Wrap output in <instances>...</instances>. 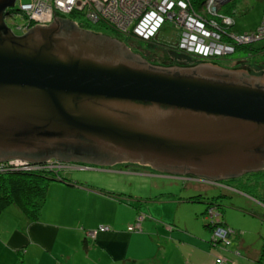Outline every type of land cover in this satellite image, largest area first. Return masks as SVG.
Listing matches in <instances>:
<instances>
[{"label":"water","instance_id":"1","mask_svg":"<svg viewBox=\"0 0 264 264\" xmlns=\"http://www.w3.org/2000/svg\"><path fill=\"white\" fill-rule=\"evenodd\" d=\"M14 1L0 0V162H128L206 180L264 168V70L151 63L61 16L16 34L4 20Z\"/></svg>","mask_w":264,"mask_h":264},{"label":"crops","instance_id":"2","mask_svg":"<svg viewBox=\"0 0 264 264\" xmlns=\"http://www.w3.org/2000/svg\"><path fill=\"white\" fill-rule=\"evenodd\" d=\"M131 170L126 174H135ZM90 171L84 178L79 175L80 179L52 180L36 219L27 218L15 204L1 211L0 220L12 227L0 225V264H208L220 254L227 256L230 264H264L262 197H257L258 201L246 198L256 202L258 209L251 207L239 222L222 219L235 233L221 250L209 240L211 230L204 215L196 214V220L179 214L172 221L153 218L144 210L151 212L167 200L133 201L137 198L131 199L132 191L127 193L122 181L124 171ZM140 211L146 214L142 229L128 230L127 225ZM10 217L16 223H9ZM101 225L109 229H98ZM94 230L91 236L89 232Z\"/></svg>","mask_w":264,"mask_h":264},{"label":"rangeland","instance_id":"3","mask_svg":"<svg viewBox=\"0 0 264 264\" xmlns=\"http://www.w3.org/2000/svg\"><path fill=\"white\" fill-rule=\"evenodd\" d=\"M195 9L200 13H203L207 17H211L216 20H218L219 14L230 16L228 13L225 12L231 11L232 13L231 20L233 22V25L231 26L232 30L238 33H245V32L255 31V29L259 25L263 15L264 1L263 0H228L224 2L221 5V7L218 6L215 13L213 14H211L209 11L204 10V8L202 9V7ZM75 18L80 19L81 17H75ZM17 19L20 20L19 17H17ZM88 25L91 29L96 31L101 32L103 30L113 33V28L105 23L96 22V23H89ZM175 28L168 21H165L162 27L160 28L159 33H157V37H155V39L153 40H142L137 37H133L131 35H127V36L122 35V36L124 37L127 44L130 45L131 48L139 52L142 56L147 58L148 61H150L151 63L169 65L170 63H175V61L182 60L183 62L187 63V62H191L192 60L197 61L200 59V61L205 60V61L215 62L216 64H221L228 68L231 67L237 68L241 66L246 67L247 71L250 74H261V72L264 70V38L257 39L256 41L249 43L251 48L248 47L246 50L234 49L233 52H229V53L218 52V50L216 49L217 47H219L221 43L225 41L223 40V38L220 39L221 41H216V42L214 40H210L209 43L207 42V46H208L206 47L207 49L204 48V50H202L203 55L201 54L200 56L191 53L184 54L182 52L185 56L182 55L181 57L179 55L181 51L176 52L178 50L175 51L166 45L167 43L169 44V42H171L174 39ZM255 48H258V50H256ZM211 52H213L214 55H212ZM50 159H57V158L50 157ZM57 160L63 162L64 164V167L60 169L61 174L66 178H71L72 180L80 179L79 175L81 176V178H84L86 177V175L92 174V171H90L91 169L93 170L105 169L107 171L111 170L117 172L122 170L125 172L124 174H126V170L128 168H132L131 172H135V174L123 175L122 181L126 182L125 188L127 189V193H129V190L132 191V194L130 195L131 199L137 198L133 201L142 202V203L154 201L160 203V201L167 200L166 205H160L161 207H153L151 212L150 210H148V208L144 210L146 211L145 213L147 215L153 218L157 217L161 219L163 217L164 219L172 221V218L175 215L179 214L180 216L183 217H191L192 219H195V216L197 214L200 216L204 215V217L207 220L205 218L204 219L207 221V223H209L211 219H208V217L204 212L208 206L209 212H212L213 214L218 213L220 215L221 220L226 218H231L234 221L239 222L240 220H242L244 216L243 213L245 214L248 213L249 211H252L251 209L253 208L251 207L258 209L256 206L257 203L252 202L251 200L258 201L257 197L258 198L262 197V199H264L263 189H258L260 191V194H255V191L258 190H250L249 188L243 186L242 184L237 183L238 180L236 181L231 179L228 181L222 180V181H227L228 183H230V185L231 184L233 185L232 186L233 188L231 186L228 187V185L227 187L223 188L221 185L218 186L216 185V183H218L219 180H213L212 181L213 183L211 184L202 181L201 179H198L197 177L192 176L190 174L179 175L166 171L152 170L149 167L140 164H134L128 162H116L112 165L109 164L107 165V164L91 163V162L79 161V160L76 161L77 163L74 162L68 163L60 159ZM2 162H4V160ZM44 164L45 163H43L42 166L45 167ZM58 167L59 165L58 163H56L55 166H52L51 169L57 170ZM116 168H119L120 170ZM7 169L10 168L9 167L2 168V170L4 171H9ZM86 170H88L89 172H87ZM65 173L66 174L68 173L69 176L71 175L72 177L64 175ZM97 181H101V180L98 179ZM219 184H223V183L219 182ZM197 186H200L199 190L197 189ZM193 195H196L194 200L186 199L187 197ZM213 195H215L216 198L212 199ZM246 198H250L251 199L250 202H247ZM211 200L214 202L215 205L212 203H207L210 202ZM171 201H174V204H172ZM260 203L264 204L262 200L260 201ZM216 204H219L220 206H217ZM200 209H203V211H200ZM201 212H203V214ZM140 213L141 214L137 215L134 220L136 226L139 223L141 226V221L145 215V213L142 211ZM221 220H219V222L214 226L215 228L217 226L223 227V223ZM16 221L17 220L15 218L10 217L9 223L14 224L16 223ZM0 225H2V227H6L8 226V223L3 221V219H1ZM8 227H12V225L9 224ZM211 233L209 240L212 237ZM89 234L93 236L91 232H89ZM256 234L259 235L257 230H256ZM220 243L222 245L218 244L215 246L219 247L221 250H225L228 244L222 243V241H220Z\"/></svg>","mask_w":264,"mask_h":264},{"label":"built area","instance_id":"4","mask_svg":"<svg viewBox=\"0 0 264 264\" xmlns=\"http://www.w3.org/2000/svg\"><path fill=\"white\" fill-rule=\"evenodd\" d=\"M218 5L217 0H205L201 7L213 14ZM26 14L29 17H26ZM70 14L79 25L85 22H101L111 26L123 36L131 35L143 40L156 35L163 23L168 21L174 28H181L180 47L200 56L203 53L202 50L208 47L207 42L209 43L210 40L216 42L221 41L223 37L227 38L216 49L218 52L229 53L233 52L238 44L251 43L264 38V14L255 31L238 33L230 29L233 23L231 16L219 14L218 20L207 17L197 11L189 0H15L14 5L7 8L5 21L12 29L24 31L35 24H48L55 16H69ZM75 17L81 18L76 19ZM211 53L214 55L213 52ZM43 163H27L23 160L11 159L1 161L0 170L3 167L46 168L47 164L45 163L44 167ZM134 222L129 224L127 229L141 230L140 223L136 226ZM98 229L106 230L109 227L101 225ZM224 229L228 232L232 231L230 228L217 226L213 234L222 232ZM94 233L95 230L91 232L92 235ZM226 235L227 233L219 240L229 244ZM208 264L230 263L228 258L221 254L218 260Z\"/></svg>","mask_w":264,"mask_h":264},{"label":"trees","instance_id":"5","mask_svg":"<svg viewBox=\"0 0 264 264\" xmlns=\"http://www.w3.org/2000/svg\"><path fill=\"white\" fill-rule=\"evenodd\" d=\"M203 1L204 0H191L195 8H199ZM225 13H228L230 16H232L231 11L230 12L226 11ZM263 14H264V10H263ZM69 16L71 18L73 17L72 14H70ZM80 25L89 26L86 23L80 24ZM230 29L232 30L231 26H230ZM111 34L117 37H120V38L123 37L121 34L116 32L114 29H113V33ZM177 35L178 34L176 32L174 34L175 40L173 39L171 42H169V44L167 43L166 45L175 51L178 50L176 52H179L180 50L176 42ZM248 47L251 48L249 44H240V45L238 44L236 45L235 50H239V49L246 50ZM255 49L258 50V48H255ZM183 53L185 54V52ZM183 53L181 51L179 55L181 57L182 55L185 56ZM197 61H200V59ZM197 61L192 60L191 62L186 63L181 60V61H175V63H170V64H195ZM7 170L9 171L0 170V213L6 206L10 204H15L22 210L25 216L29 219L38 218L39 213H40V208L42 204L44 203V200L47 195L49 182L54 179H61V180L66 179V177L61 174L60 170L58 169L53 170V169H49L48 167L36 168V169H12L10 168ZM238 179H241V178H238ZM238 179H234V181ZM221 182L223 183L222 185H225V186L228 185V187L233 186L232 184L230 185V183H228L227 181H221ZM216 185L218 186L221 184L218 183ZM109 192L112 193V191H109ZM114 194L122 195V193L120 192H114ZM195 197L196 195H193V196L187 197L186 199L194 200ZM214 198H216L215 195H213L212 199ZM207 203L214 204L212 200ZM216 205L220 206L219 204H216ZM207 211H208V206L206 210L204 211L206 215H207ZM207 226H209L210 230H212V226L210 222L208 223ZM211 243H212V240H211ZM18 264H23V263L18 262Z\"/></svg>","mask_w":264,"mask_h":264},{"label":"flooded vegetation","instance_id":"6","mask_svg":"<svg viewBox=\"0 0 264 264\" xmlns=\"http://www.w3.org/2000/svg\"><path fill=\"white\" fill-rule=\"evenodd\" d=\"M205 1V0H204ZM203 1V2H204ZM203 2H202V4H203ZM202 4H201V6H202ZM200 6V7H201ZM219 7H221V5H218ZM221 9V8H220ZM62 17H66V18H71V17H69V16H62ZM72 19V18H71ZM79 26H81V27H83V28H86V29H89V30H93V29H91L89 26H84V25H79ZM94 31H96V30H94ZM101 32H103V33H106V34H109V35H111V36H115V35H113V34H111L110 32H107V31H101ZM177 31H176V29H175V33H176ZM14 33H16V34H22L23 32L22 31H20V30H14ZM177 34H178V32H177ZM115 37H117V36H115ZM177 46H178V48H179V50L180 51H182V52H185V53H191V52H188V51H186V50H184L183 48H181L180 47V44H179V35H177ZM117 38H119V39H121V40H123L126 44H127V42L125 41V39L123 38V37H117ZM256 41V40H255ZM246 44H249V43H246ZM128 46H129V48L133 51V52H135L136 50H134L133 48H131L130 47V45L129 44H127ZM240 45V44H239ZM139 53V52H138ZM140 54V53H139ZM192 54V53H191ZM141 55V54H140ZM142 56V55H141ZM142 57H144V56H142ZM145 58V57H144ZM146 60H148L147 58H145ZM197 63V62H196ZM221 65V64H220ZM232 68V67H231ZM262 73V72H261ZM244 176V177H243ZM238 178H241V179H238ZM198 179H201L202 181H205V182H208V183H213L212 181L213 180H206V179H202V178H198ZM234 180V179H238V181H237V183H240V184H242L243 186H245V187H247V188H249L250 190H258V189H263L264 188V168L262 169V170H259V171H251V172H247V173H244V174H242V175H239V176H236V177H233V178H228V179H219V182H220V180ZM218 182V183H219ZM233 188V187H232ZM231 188V189H232ZM263 191H264V189H263ZM255 194H260V191L258 190V191H255Z\"/></svg>","mask_w":264,"mask_h":264},{"label":"bare ground","instance_id":"7","mask_svg":"<svg viewBox=\"0 0 264 264\" xmlns=\"http://www.w3.org/2000/svg\"><path fill=\"white\" fill-rule=\"evenodd\" d=\"M190 1V3H191V5L193 6V4H192V2H191V0H189ZM10 7H12V6H10ZM194 7V6H193ZM6 15V14H5ZM5 15H4V20H5ZM73 15H75V14H73ZM26 17H29L27 14L25 15ZM62 17V16H61ZM74 20V19H73ZM75 21V20H74ZM6 22V21H5ZM86 24H89L90 22H85ZM7 24V23H6ZM8 25V24H7ZM36 25V24H35ZM79 25V24H78ZM233 25V23L231 24V26ZM9 26V25H8ZM10 27V26H9ZM31 27V26H30ZM29 27V28H30ZM11 28V27H10ZM28 28V29H29ZM12 29V28H11ZM27 29V30H28ZM176 29V31L178 32V35H179V40H180V33H181V28L180 27H176L175 28ZM13 31L15 30V29H12ZM27 30H24V31H22V32H25V31H27ZM21 31V30H20ZM157 33H159V30H158V32ZM157 33H156V35H154L153 37H151V38H149V39H147V40H153L156 36H157ZM140 39V38H139ZM225 39H227V38H224L223 37V40H225ZM143 40V39H142ZM49 160V161H48ZM48 160H46V161H43L44 163H46L47 164V167L49 168V169H51L52 168V166H55V164L56 163H58V165H59V167H58V170H60L62 167H64V164H63V162H61V161H59V160H57V159H48ZM55 162V163H54ZM66 162H68V163H72V162H74V163H77L76 161H66ZM74 165V164H73ZM222 180H220V182H221ZM216 184H218V183H216ZM221 186H223V187H227V186H225V185H222L221 184ZM139 214H141L140 212H138V214L137 215H139ZM207 217H208V219H211V221H210V223H211V226H212V230H211V232H212V237H211V240H212V243H213V245L215 246V245H218V244H220V245H222L221 243H220V241H222V243H224V241L223 240H219V238H221V236H223V235H225L226 233H227V235H226V238H227V240H228V243H230L231 242V236L235 233V230H233L231 227H228V226H226L224 223H223V221L221 220V218H220V215L217 213V214H213L212 212H209V210L207 211V215H206ZM219 220H221L222 221V223H223V226L224 227H227V228H230L232 231H230V232H228V230H226V229H224L222 232H216L215 234H213V232H214V226L219 222ZM226 247V246H225Z\"/></svg>","mask_w":264,"mask_h":264}]
</instances>
